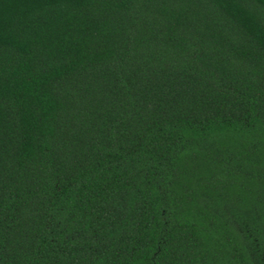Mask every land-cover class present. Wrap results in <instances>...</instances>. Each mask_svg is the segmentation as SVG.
<instances>
[{
	"label": "trees",
	"instance_id": "obj_1",
	"mask_svg": "<svg viewBox=\"0 0 264 264\" xmlns=\"http://www.w3.org/2000/svg\"><path fill=\"white\" fill-rule=\"evenodd\" d=\"M0 264H264V0H0Z\"/></svg>",
	"mask_w": 264,
	"mask_h": 264
}]
</instances>
